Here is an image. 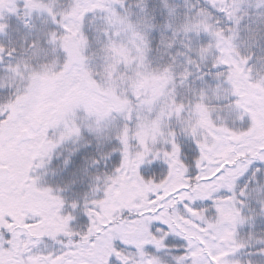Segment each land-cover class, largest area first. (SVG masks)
Returning <instances> with one entry per match:
<instances>
[{
	"label": "snow or ice",
	"instance_id": "snow-or-ice-1",
	"mask_svg": "<svg viewBox=\"0 0 264 264\" xmlns=\"http://www.w3.org/2000/svg\"><path fill=\"white\" fill-rule=\"evenodd\" d=\"M0 264H264V0H0Z\"/></svg>",
	"mask_w": 264,
	"mask_h": 264
}]
</instances>
